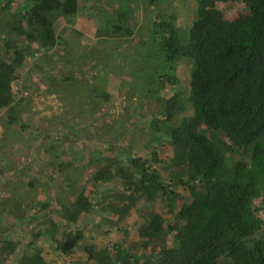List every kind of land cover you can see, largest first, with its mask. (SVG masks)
<instances>
[{
  "label": "rangeland",
  "instance_id": "rangeland-1",
  "mask_svg": "<svg viewBox=\"0 0 264 264\" xmlns=\"http://www.w3.org/2000/svg\"><path fill=\"white\" fill-rule=\"evenodd\" d=\"M122 2L124 7L133 9L127 21L132 32L119 36L112 33L111 23L103 26L102 19L117 20ZM21 3L12 2L5 8V0H0L1 54L5 53L8 43L5 39L10 31L7 25L21 18L17 14ZM79 4L81 7L75 17L56 19L54 44L39 49L35 42L17 40L24 57L13 90L17 100L25 101L18 110H0V164H4L1 170L11 181L35 182V193L26 190L22 194L30 197L32 192L36 200H49L53 209H61L66 203L68 217L64 218L62 238L78 237V242L65 254L52 252L48 241L39 240L41 247L32 256L36 263L141 264L145 260H156L157 251L151 252L137 241V231L146 212H166L169 206L173 207V192L180 187L166 182L171 192L167 195L159 192L156 197L157 201L161 197L163 203L147 207L143 188L137 187L140 183L133 175L143 169L152 174L163 173L171 140L167 132L181 116L192 113L187 97L193 62L181 59L176 65L180 85L166 83L163 88L168 70L157 67L159 59L154 54V46L151 42L145 44L147 40L143 35H149L150 19L160 11L174 14L177 26L186 32L196 17V0H160L153 5L147 0H79ZM225 7L234 9L233 16L247 8L244 4L230 3ZM23 23L28 21L24 19ZM24 51H27L26 56ZM177 88L183 90L187 110L178 113L172 123L163 119L161 112L164 100L172 97ZM10 115L15 121L8 123ZM18 120L24 123V128L17 125ZM14 133L17 135L13 137ZM55 133L67 137L55 141L52 135ZM44 134L50 137L43 140ZM59 148L61 150H57ZM247 148L253 150L251 144L243 147ZM60 154L62 160L57 158ZM137 156L141 159L131 163ZM235 156L230 160L231 166L241 158V152H235ZM242 159L250 164L249 155H243ZM105 164L111 165L110 170L118 174L110 171L112 180L109 182L92 178V173ZM121 172L129 174L130 178L123 179ZM171 174L180 176L181 172L171 171ZM6 180L0 176L3 213L0 218L8 224V220L13 219L12 211L21 203L9 202L14 196L11 185L15 184ZM67 180L72 184L79 180V184L69 186L59 199ZM260 184L255 203L260 201L264 209V184ZM79 191L84 195L75 199ZM185 193L183 191V201L190 196L189 192ZM45 220L40 217L31 223L25 222L28 226L20 223L16 224L17 228L10 227L11 232L16 231L23 237H20L22 249L31 239L27 229L42 226ZM168 244L173 245V236ZM13 261L11 256L3 264Z\"/></svg>",
  "mask_w": 264,
  "mask_h": 264
},
{
  "label": "trees",
  "instance_id": "trees-1",
  "mask_svg": "<svg viewBox=\"0 0 264 264\" xmlns=\"http://www.w3.org/2000/svg\"><path fill=\"white\" fill-rule=\"evenodd\" d=\"M147 1L153 5L160 0ZM12 2H22L17 10L21 18L7 25L8 43L5 53H0V110H18L25 101L17 100L13 90L24 57L17 40L35 42L39 49L54 44L56 19L70 20L81 7L79 0H5V8ZM228 3L244 4L247 8L233 16L234 9L225 7ZM196 6V17L186 32L177 26L174 14L160 11L150 19L149 35H143L145 44L151 42L154 46L159 59L157 67L168 70L163 88L166 83L180 85L176 65L181 59L192 60L193 67L187 97L192 113L181 116L178 122L172 121L178 113L187 110L180 88L164 100L163 119L174 125L167 132L171 140L163 173L152 174L143 169L133 175L140 183L137 187L143 188L147 207L163 203L161 197L160 201L156 197L159 192L162 195L171 192L168 183L180 187L173 192V207L161 213L149 209L144 214L137 241L151 252L155 249L158 257L141 264H264V209L260 201L255 203L261 191L258 185L264 184V0H196ZM120 8L117 20L104 18L102 24L111 23L114 35H130L132 29L127 21L133 9L124 7L123 2ZM24 19L27 24L23 23ZM23 53L26 56L27 51ZM12 116L7 118L8 123L15 121ZM18 124L25 127L22 121ZM52 135L55 141L67 137L59 133ZM41 137L44 140L50 135ZM250 144L253 150L243 149ZM237 151L241 152V158L231 166L230 160ZM243 155L250 156V164L242 159ZM57 158L62 160L61 154ZM137 158L130 162L134 164L141 159ZM1 165L4 164H0V176L7 179L6 183L15 184L11 185L14 196L9 202L21 205L12 211L13 219L8 224L0 218V231H3L0 264L11 256L14 264H38L32 256L41 247L39 240L48 241L52 252H71L78 237L62 238L64 218L68 217L66 203L61 209H53L49 200H36L35 182L11 181L4 177L6 172L1 170ZM110 168L107 164L97 168L92 178L111 181L110 176L118 173ZM171 171H180L181 175L172 176ZM121 177L130 178L122 172ZM67 183L65 189L61 188L59 199L69 186L78 185L79 180L74 184L67 180ZM26 190L34 193L30 192V197L22 194ZM183 191L190 193L187 201H183ZM83 195L79 191L75 199ZM4 213L10 214L7 210ZM40 217L45 222L27 229L31 239L22 249L23 237L11 232V228H17L20 223L28 226L27 223ZM12 222L15 224L9 226ZM170 231H175L174 235ZM172 236L170 246L168 241ZM166 243L168 246L164 247Z\"/></svg>",
  "mask_w": 264,
  "mask_h": 264
}]
</instances>
